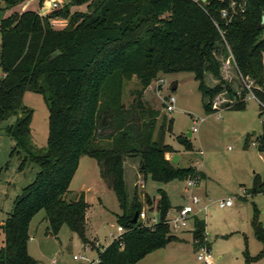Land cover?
Segmentation results:
<instances>
[{
	"label": "trees",
	"instance_id": "1",
	"mask_svg": "<svg viewBox=\"0 0 264 264\" xmlns=\"http://www.w3.org/2000/svg\"><path fill=\"white\" fill-rule=\"evenodd\" d=\"M24 1L2 0L0 5V120L16 116L7 129L13 149L24 152L21 166L33 163L38 171L0 223V264L36 263L27 241L29 221L39 210L45 213L46 233L56 236L66 225L82 243H90L84 192L69 194L83 155L94 158L101 177L108 180L121 210L118 225L125 229L98 250V264H133L171 240L164 221L170 205L160 190L155 200L160 220L149 225L139 219L144 206L152 210L154 198L143 193L141 200L134 192L128 201L124 157L138 156L143 177L159 182L205 177L196 167H175L165 157L175 151L164 142L171 122L166 124L163 117L154 136L158 110L143 104L142 92L158 71H188L198 82L206 114L244 109L243 79L253 81V94L264 103V0H70V5L84 4L87 10L71 12L63 4L44 15L20 6ZM54 17L66 18L67 25L53 28ZM226 66L232 68L231 75L222 74ZM133 75L138 88L125 105L123 83ZM26 91L41 94L48 107L47 146L40 150L30 140L32 111L22 102ZM176 140L192 150L188 139ZM255 141L264 156V122ZM260 192L264 179L251 189L252 194ZM204 225L203 219L193 218L194 239L202 238ZM251 226L264 244L256 210ZM263 254L264 249L257 257Z\"/></svg>",
	"mask_w": 264,
	"mask_h": 264
},
{
	"label": "rangeland",
	"instance_id": "2",
	"mask_svg": "<svg viewBox=\"0 0 264 264\" xmlns=\"http://www.w3.org/2000/svg\"><path fill=\"white\" fill-rule=\"evenodd\" d=\"M53 1L60 5L68 4L71 12L87 10L84 4L70 5V0H44L42 4L39 0H25L20 6L44 15L48 13ZM262 58L264 67V52ZM231 70L230 66H226L222 74L231 75ZM138 83L135 75L124 81L121 99L125 105L133 101L132 91L138 88ZM173 84H176L175 88H172ZM239 84L236 81L237 88ZM169 96L175 98V108L172 111H167L164 105ZM141 99L146 107L158 110L154 136L163 117L166 124L171 122L164 142L175 151L166 153L165 157L175 167L194 166L206 177L199 180L196 187L186 191V180L175 179L164 183L152 180L149 175L143 178L138 156L124 157L128 201H131L134 192L141 200L144 192L157 200L162 190L170 205L169 215L165 216L168 218L176 213L177 208L188 203L190 192L199 198L188 226H169L171 240L133 264H199L192 234L195 216L204 220L213 264H264V254L257 257L264 249V244L256 238L251 226V218L256 210L264 227V192L251 193L255 181L264 179V157L258 151L255 141V135L260 133L262 126L258 102L246 95L244 109H219L206 114L198 82L192 72L188 71H158L142 92ZM22 102L32 111L29 122L31 143L35 149H43L47 146L48 138V107L42 95L32 91L24 92ZM15 120L16 116L0 120V221L6 218L12 210L15 197L34 180L38 171V166L33 163L20 165L24 152L22 149H13L14 140L7 131ZM194 127L196 129L192 131ZM189 130L192 134L186 136ZM176 136L188 139L192 150H184ZM246 139L248 147L244 148ZM174 154L179 157L172 162ZM105 184L110 187L108 180L100 177L96 160L87 155L81 156L69 184V194L71 197L85 190L88 204L85 235L91 238L90 243H82L77 234L66 225L60 228L56 236L46 233L45 213L39 210L28 225L27 251L36 261L35 264H80L73 255L86 253L95 256L96 249H103L110 243L111 235H117V215L121 210L113 190ZM243 189L245 193L242 192ZM98 196L101 202L98 201ZM226 198H232V205L219 207L218 201ZM205 205L206 212L202 210ZM144 210L147 216L160 220L159 211L155 210L154 213L147 206H144ZM3 239L0 229V246L3 245ZM85 246L95 250H86Z\"/></svg>",
	"mask_w": 264,
	"mask_h": 264
},
{
	"label": "built area",
	"instance_id": "3",
	"mask_svg": "<svg viewBox=\"0 0 264 264\" xmlns=\"http://www.w3.org/2000/svg\"><path fill=\"white\" fill-rule=\"evenodd\" d=\"M60 6L61 5L56 1L51 2L50 11L55 10V9H59ZM225 14H226V11L222 10V15L224 16ZM50 24L53 28H56V29L63 28L67 25V19L61 18V17H54V18L50 19ZM243 84H244L245 89L247 90V95L252 96L258 102L260 109H261V119H262V122H264V103L259 102L256 99V97L254 96L253 91H252L253 81L250 79H243ZM164 105H165V109L167 111H172L175 108L174 96H169V98L164 101ZM195 129L196 128L194 127L192 131H194ZM185 180H186L185 190L188 191L189 189L191 190L194 187H196L198 184V181L200 179L198 176H194V177L187 178ZM242 192L245 193L246 192L245 189H243ZM198 202H199L198 196L196 194L190 192L188 194V203L182 207L177 208L176 213L173 216L165 218L164 221L166 222V224L168 226H171L173 228L187 227L189 224V221L193 217L194 206L196 204H198ZM231 205H232V198H226V199H222V200L218 201L219 207H226V206H231ZM155 210H156V201L154 200V202L152 204V210L151 211H153L155 213ZM202 210L204 212H206L207 206L206 205L203 206ZM166 215L167 216L169 215L168 211H167ZM139 219L143 222H146L149 225H152V224L157 222V220L155 218H151V217L147 216V214L144 210V207L142 208L141 212L139 213ZM116 231H117L116 236L111 235L112 240L118 238V236H120L125 231V229L121 225H118ZM98 245H99V243H98ZM194 245L197 249L196 250V259L199 261V264H213L212 256H211L209 246H208V243L206 240L205 228L203 230L202 238L194 239ZM85 249L89 250L91 248L88 246H85ZM91 250H95V249H91ZM98 250L101 251L102 249H99V248L96 249V255L95 256H89L85 253V254L73 255V258L79 260L80 264H98L99 263Z\"/></svg>",
	"mask_w": 264,
	"mask_h": 264
},
{
	"label": "water",
	"instance_id": "4",
	"mask_svg": "<svg viewBox=\"0 0 264 264\" xmlns=\"http://www.w3.org/2000/svg\"><path fill=\"white\" fill-rule=\"evenodd\" d=\"M261 23H264V15H262ZM175 87H176V84H173V85H172V88H175ZM252 133L254 134V131H253ZM190 135H191V130H189V131L187 132L186 136H190ZM177 158H178V156H177L176 154H174V155L172 156L171 161H172V162H175V160H177ZM137 215H138V213L135 212V214H134V218H133V221H135V220L137 219Z\"/></svg>",
	"mask_w": 264,
	"mask_h": 264
},
{
	"label": "crops",
	"instance_id": "5",
	"mask_svg": "<svg viewBox=\"0 0 264 264\" xmlns=\"http://www.w3.org/2000/svg\"><path fill=\"white\" fill-rule=\"evenodd\" d=\"M48 12H50V9H49V11ZM46 14V13H45ZM42 15V14H41ZM191 134H192V132H191ZM191 136V135H190ZM261 154V153H260ZM262 155V154H261ZM263 156V155H262ZM179 157V156H178ZM264 157V156H263ZM185 167H187V166H185ZM198 170V169H197ZM200 171V170H199ZM200 172H202V171H200ZM203 173V172H202ZM204 174V173H203ZM205 175V174H204ZM100 177H101V175H100ZM205 177H206V175H205ZM205 177L203 178V179H205ZM143 178H145V177H143ZM200 180H202V179H200ZM106 185V184H105ZM107 186V185H106ZM108 187V186H107ZM108 188H110V187H108ZM83 192H84V195H85V201H86V194H85V190H83ZM144 193H146V192H144ZM146 194H148V193H146ZM149 195V194H148ZM150 196V195H149ZM98 201L99 202H101V198H100V196H98ZM88 205V204H87ZM86 212H87V209H86ZM86 218H87V215L85 214V221H86ZM2 221H0V223H1ZM87 237V236H86ZM88 239H91V238H89V237H87Z\"/></svg>",
	"mask_w": 264,
	"mask_h": 264
}]
</instances>
